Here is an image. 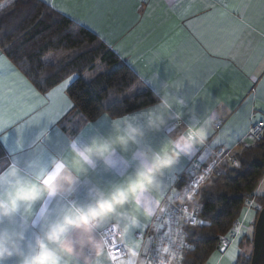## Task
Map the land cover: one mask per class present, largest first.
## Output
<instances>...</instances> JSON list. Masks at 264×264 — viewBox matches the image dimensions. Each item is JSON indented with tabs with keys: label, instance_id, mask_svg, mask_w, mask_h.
Returning <instances> with one entry per match:
<instances>
[{
	"label": "crops",
	"instance_id": "1",
	"mask_svg": "<svg viewBox=\"0 0 264 264\" xmlns=\"http://www.w3.org/2000/svg\"><path fill=\"white\" fill-rule=\"evenodd\" d=\"M40 1L72 21L79 20L80 25L96 35L140 80L143 78L141 81L159 100L158 94L167 90L185 101L183 105L173 103L171 118L159 131L147 126V110L156 105L127 115L139 114L138 122L144 125L145 137L130 145L127 151H117L107 162L97 160L86 174L78 175L75 191L53 201L49 205L50 212L54 213L62 204L87 203L91 190L108 188L135 172L139 160L134 154L139 150L159 149L187 126L202 122L209 115L214 117L212 136L206 145L182 156L163 178L158 190L162 204L165 197L179 191L177 181L195 162L206 165L217 150L233 153L242 146L255 144L250 130L254 124L264 122V8L261 0ZM0 56L4 58L0 65L2 94L7 101L2 114L6 118L20 117L17 123L0 131V143L8 164L22 165L35 159L50 166L55 159L71 160L69 145L73 139L83 147L95 137L115 135L110 119L104 116L82 127L71 123L68 130L63 128L61 122L73 109L67 91L76 77L62 94L52 98L48 94L59 86L41 93L1 51ZM57 113L59 118L49 122ZM176 113L180 115L177 117ZM162 114L164 110H153L151 117L156 120ZM217 123L222 125L219 131L215 128ZM20 128L23 130L19 131ZM35 207L39 211L40 204ZM160 207L153 209L156 215ZM245 210L248 209L244 208L238 219L242 223L241 237L232 235L233 230L223 239L229 250L233 247L229 241L235 242L236 260L231 259L223 245L206 264H236L240 255L251 253L250 238L257 220V207L248 210L250 215L246 219L243 218ZM140 219L143 228L128 237L123 234V225L115 222L105 225L98 235L101 238V232L114 225L120 230L124 244L138 243L146 259L154 231L150 225L156 224V217L152 221L142 216ZM245 229L249 231L247 236L243 235ZM35 231L33 228L29 235ZM74 235L77 239L86 238L81 233ZM84 251L85 255L92 254L88 249ZM8 264H16V261ZM103 264H108V259Z\"/></svg>",
	"mask_w": 264,
	"mask_h": 264
},
{
	"label": "clouds",
	"instance_id": "2",
	"mask_svg": "<svg viewBox=\"0 0 264 264\" xmlns=\"http://www.w3.org/2000/svg\"><path fill=\"white\" fill-rule=\"evenodd\" d=\"M158 95L160 103L147 110V126L154 131L168 124L173 103H185L167 90ZM153 110H164V114L153 120ZM179 115L176 113L177 117ZM104 118L110 119L115 135L95 137L83 147L76 139L71 140V160L55 159L49 166L30 159L22 165L12 162L0 171V264L13 260L16 264H103L105 259L111 264L112 249L99 237L100 230L111 222L121 223L123 234L128 237L143 228L141 216L146 221L154 220L156 212L153 209L162 204L158 190L163 178L177 166L182 156L206 145L214 131L211 115L202 122L190 124L159 149L149 147L135 153L139 165L122 181L108 188L91 190L87 203L62 204L54 213L50 212L49 205L53 201L75 191L78 175L86 174L97 160L107 162L117 151H127L146 135L144 125L138 122L139 114L111 119L104 113ZM188 195L197 199L191 193ZM145 197L154 201V206H146ZM262 197L264 173L257 177L248 203L260 207ZM37 204H40L39 211L35 207ZM193 216H181L175 228L168 226L174 223L170 218L164 223L150 225L154 231L163 233L156 242V256L146 260L140 245L129 242L128 258L121 264H182L184 250L192 248L183 226L195 227ZM33 228L36 231L30 236ZM75 233L86 238L77 239ZM85 249L92 254L85 255Z\"/></svg>",
	"mask_w": 264,
	"mask_h": 264
},
{
	"label": "trees",
	"instance_id": "3",
	"mask_svg": "<svg viewBox=\"0 0 264 264\" xmlns=\"http://www.w3.org/2000/svg\"><path fill=\"white\" fill-rule=\"evenodd\" d=\"M0 51L43 94L68 76L76 77L67 91L73 109L61 122L65 130L71 123L78 128L95 122L104 113L114 119L160 102L96 35L40 0H0ZM7 165L0 143V171ZM261 173L264 135L254 145L231 153L220 173L200 190L195 206L206 223L186 228L192 248L182 264L207 263L240 218ZM186 179L185 174L176 184L177 189L183 188ZM259 204L257 217L264 197ZM253 235L254 231L251 243ZM251 256L240 255L236 264H250Z\"/></svg>",
	"mask_w": 264,
	"mask_h": 264
},
{
	"label": "built area",
	"instance_id": "4",
	"mask_svg": "<svg viewBox=\"0 0 264 264\" xmlns=\"http://www.w3.org/2000/svg\"><path fill=\"white\" fill-rule=\"evenodd\" d=\"M222 125L221 123L216 124V131H219L221 129ZM264 135V122H260L257 124H254L250 130V137L255 141H259L263 138ZM231 152L226 151L224 149L217 150L213 156V159L206 165H202L198 162H195L191 169L186 174L187 179L186 183L183 186L181 190H179L176 194L170 197H165L163 200V204L161 205L157 215H156V223H164L168 218L171 219L174 223L169 224V227L175 228L176 226H179L178 219L181 216L192 214L194 215L198 220H202L199 216V209L197 206H195L196 200H193L188 194L191 193L196 198L199 196V192L202 189L203 186H205L210 180H212L216 175L220 173L222 165L230 159ZM232 164L234 165L235 162L232 160ZM201 177L203 179L201 180ZM180 181V179L177 181V183ZM193 186H195V190H193ZM183 190V191H182ZM181 197H183V202L181 201ZM252 205H250L248 202L245 204L246 209H250ZM187 209V211H182V209ZM239 224L240 227H242V223L237 220L231 231L234 230V228ZM113 225L108 226L101 232V239H103L109 247H111L113 240L115 243L119 244V248H113L112 249V255H119L121 259H125L127 257V254H125V248H124V242L122 240V235L120 230L116 232L113 240L110 237V227ZM196 226H202L197 224ZM192 226L184 225L183 231L186 233V228H189ZM230 232V231H229ZM163 235L162 232H156L153 231V235L151 238V245L149 252L146 256L147 259H152L157 254V247L156 242L161 239V236ZM151 237V236H150ZM189 244V243H188ZM225 245L224 240H222L221 245ZM190 249H185L184 255L187 251ZM183 262V261H182ZM111 264H114V261L111 257Z\"/></svg>",
	"mask_w": 264,
	"mask_h": 264
},
{
	"label": "snow or ice",
	"instance_id": "5",
	"mask_svg": "<svg viewBox=\"0 0 264 264\" xmlns=\"http://www.w3.org/2000/svg\"><path fill=\"white\" fill-rule=\"evenodd\" d=\"M247 6V5H245ZM261 7L264 8V0H261ZM63 11V10H61ZM74 24L80 25V21L79 20H73ZM83 26V25H81ZM4 62V58L2 56H0V65H2V63ZM9 67H11L9 65ZM74 79L73 76H68L67 79L64 80L63 83H61L59 85L58 88H56L53 92H50L48 95L49 97L55 98L58 94H62L64 92V90L69 86V82L72 81ZM3 82L0 81V131H2L4 128L8 127L11 124H15L20 120V117H16V118H6L2 113H3V109H4V105L7 103V101L5 100V96L2 94L3 92ZM34 91V90H33ZM37 96H39V93H36ZM69 107H71V105H69ZM24 115H27V112L24 113ZM43 115V114H41ZM57 118H59V113L56 114L55 117H51L49 119V122H53L55 121ZM28 123H33V121H28ZM19 131H22L23 128L18 129ZM203 159V158H202ZM203 179V177H201V180ZM193 190H195V186H193ZM145 203L147 205L150 206H154V201H152L149 197H145ZM182 211H187V209H182ZM250 215V213L248 212V210H245L244 212V216L243 218L246 219L248 216ZM192 222L194 224H199V225H205V221L204 220H198L195 216L192 217ZM118 231V229L113 225L110 227V237L113 240L116 232ZM232 235H235L238 239L241 237V227L239 226V224L234 228V232L232 233ZM243 235L247 236L249 235V231L247 229L244 230ZM250 238V237H249ZM230 243L233 244V247L229 250L227 248V245H224V250L228 251L229 256L231 257V259L233 261L236 260V245L235 242H232L231 240L229 241ZM139 246V245H138ZM120 245L115 243L113 240V243L111 245V249L113 248H119ZM125 248V254H127V246L124 245ZM132 255L135 256L136 252H132ZM112 260L114 261V264H121L122 259L119 255H112ZM129 264H131V262H129Z\"/></svg>",
	"mask_w": 264,
	"mask_h": 264
},
{
	"label": "water",
	"instance_id": "6",
	"mask_svg": "<svg viewBox=\"0 0 264 264\" xmlns=\"http://www.w3.org/2000/svg\"><path fill=\"white\" fill-rule=\"evenodd\" d=\"M250 264H264V206L255 223L253 252Z\"/></svg>",
	"mask_w": 264,
	"mask_h": 264
},
{
	"label": "rangeland",
	"instance_id": "7",
	"mask_svg": "<svg viewBox=\"0 0 264 264\" xmlns=\"http://www.w3.org/2000/svg\"><path fill=\"white\" fill-rule=\"evenodd\" d=\"M263 206H264V205H263ZM263 206H262V207H263ZM253 208H254V207L252 206L250 209H253ZM261 209H262V208H261ZM261 209H260V210H261ZM257 218H258V217H257ZM256 221H257V220H256ZM253 231H255V227H253ZM253 239H254V235H253ZM250 248H251V253H250V254L252 255V252H253V242L251 243V247H250ZM250 254H248V255H250Z\"/></svg>",
	"mask_w": 264,
	"mask_h": 264
}]
</instances>
